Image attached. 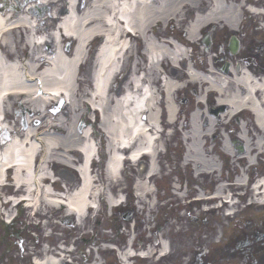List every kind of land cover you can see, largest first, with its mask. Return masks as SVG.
<instances>
[{
	"label": "bare ground",
	"instance_id": "bare-ground-1",
	"mask_svg": "<svg viewBox=\"0 0 264 264\" xmlns=\"http://www.w3.org/2000/svg\"><path fill=\"white\" fill-rule=\"evenodd\" d=\"M20 1L22 3V0ZM43 1L41 0V2ZM74 1L71 0L70 7L69 3H66L69 13L68 9L65 8L64 0H61V4L56 1H49V6L56 9L58 13L66 12L67 14L59 21L60 27L64 29L68 39L72 36L77 40V43H74L73 49L69 51H66L67 47L64 49L62 47L63 35L55 36V42H52V44L45 43L44 45H37L41 42V39H38L34 35L35 30H33L32 21L29 20L30 17H28L31 13L33 14L32 10L27 12L28 15L24 13V15H27H25V18L24 15L16 14V11L21 8L20 3L17 6L14 4L10 5V8H12L10 11L13 12V16L10 11L6 13L1 11L0 118L3 112L9 110L12 98H18L20 97L19 94L22 93L27 94L25 103L27 104L28 117H34V120L30 123L31 129L28 130L26 125L24 132L23 130L18 131L10 127L16 136L12 139H9V135L6 132L0 134V182L3 185L6 169L10 168L12 171L9 174L15 181V186L19 189L15 192V196L18 198L24 197L27 208L37 209L43 206L44 203L49 206L68 203V213L73 211L76 213V216L80 217L86 214L88 207L96 208L95 199L92 200L91 198L98 191L96 192V188L92 184L88 161L96 153L97 145L92 140V135L88 134L87 131L84 134V132L75 129L79 116L71 117L73 111L75 112V109H78L81 103L85 105L86 102L91 104L93 108L100 110L102 115V128L108 135L109 150L112 148L117 157H121L122 159L126 158L124 154L115 152L119 145H124L125 143L126 145L123 147H128L132 144L131 150L135 146L133 153H128V155H131V158H137L142 153L149 154V160L144 158L149 162L146 180L135 181L138 199L140 201H146L148 196L151 197L153 195L154 188L151 180L155 179L158 175L159 164L157 156L163 150L162 146L158 143L157 137V133L160 130L158 97L153 95L152 91L156 88L152 89L151 85H154V80L159 77L157 70L160 66L164 65L166 60L161 63H158L156 60L158 55H162L161 58H165V55L168 54V57L174 60L172 63L177 64V60L175 59L177 58V52L180 51L179 46L173 43V40L170 46L166 44L168 47L164 44L156 46L155 40H145V52L148 54L149 61L141 63L136 58L137 61L135 60L134 62L136 69L133 71L131 78H128V83L125 87V91L127 92L122 97L118 96L115 88L111 85L114 78L122 74V71H118L120 64L117 65L115 59L117 56H120L123 60H128L127 62L130 63V56H133L132 53L134 51L128 41L124 39L120 40V34L123 33V28L117 22L115 13L119 11V17L125 23L126 29L140 34L145 39V33L156 22L157 24L159 22L164 24L170 18L178 17H182L186 21L192 20L190 24L192 35L194 34V30L196 32L202 26L207 25V28L224 26L230 31H236L244 0H212L211 5L209 4L211 0H78L79 4L77 7H74L76 4ZM87 2L92 4L84 9L83 7ZM39 8L41 9L42 5H39ZM250 10L254 14H259L258 11ZM48 20V24H45L46 28L38 29L47 31L48 29L54 28L56 21L53 20L52 16L48 17ZM56 20H58L57 17ZM21 31H25L26 33L22 42L28 43L30 46L34 45L33 49L36 48L31 55L26 54V46L22 50L18 47V37L15 33H20ZM102 34L106 36L105 45L101 53L103 59H90L92 60L91 65L97 67L92 74L95 90L92 91L91 98L88 95V99L85 101L81 99L78 101V99H75V92H82L83 89L81 90V88L83 86L82 83L77 82L79 88H75V79L79 69L78 65L83 61V48L87 40L92 38V36ZM176 39L179 40V38ZM127 48L128 52L124 53V50ZM119 50H122V52L118 54ZM20 53L23 56L26 54V60H28L27 65L25 64L26 60L21 62ZM46 55L51 56L49 61L44 58ZM88 61L89 59L86 60V64ZM117 71L118 73H116ZM235 72L233 68L231 72L224 74L217 64L213 62L212 65L208 61L201 63L198 67L196 66L190 77L194 82V86L205 84V89L216 90L220 93L225 92L226 99L220 101L227 104L228 107L223 106L226 109L222 113L221 118L225 120L229 119L242 109H250L254 113L255 124L259 127L258 136H255L256 141L252 144L250 140L246 139L243 133L241 136L245 141V145L242 143V146H244L243 156L239 153L240 156L235 157L241 158L242 160H244V157L246 159V165L251 167L254 165V157H256L253 155L254 151L260 153L262 149L261 137L262 133H264V78L259 82L256 81L254 84H250L249 80L254 77L251 72H241L239 74L240 78L236 77ZM243 73L245 76H241ZM115 74L118 75L114 77ZM164 76L165 73L162 74V77ZM181 76L179 72L173 69L166 70V76L164 78L165 101L162 103L166 112V118L163 113L164 121L169 120L170 122H175V107L172 102V91L176 89V85H174L173 80L180 79ZM256 90L258 91L257 93H255ZM61 93L66 96L68 105L65 104L66 106L64 108L49 110L47 106L52 104L54 100H57L56 95ZM7 94H12L13 97L8 98L6 96ZM78 96L79 94H77ZM96 98L97 101H95ZM198 107L200 110L193 112L189 121L183 124L181 132H178V135L180 133L186 143V151L183 155L184 165L191 164L194 175H198L199 173H213L220 169L218 162L213 157L214 153H210V148H207V150L206 146L203 147V142H206L214 130V121L210 116L215 117L218 122H221V120L218 118L219 115L210 114V111L206 113L203 109L204 107L201 105ZM141 112H143V116ZM244 112L239 113V115ZM141 116L142 120H146V125L153 127V133L147 132L146 126L140 121ZM50 118L54 119V123ZM67 118L68 120L71 119L70 122H72L70 131L64 127ZM203 119L204 123L202 124ZM39 121H46V128H51L54 134L49 135L47 131L39 133V131L34 129L38 126ZM213 136H216V133ZM17 137H22V139H18ZM62 140L65 152H60L59 155L55 156L53 151L50 152V147L62 142ZM47 144L48 146L45 148ZM233 148L232 146L227 147V154L233 156V152L229 150ZM70 152L80 154L82 160H85L82 166L78 167L80 169V176L82 177V185L71 196L52 194L50 192V185L43 184L42 179L45 177L52 178L53 174L49 171V165L53 160L65 163L68 162V159L65 158H69V164L72 163V159L69 156ZM39 153L42 156L37 165ZM34 162L36 166H34ZM120 167V162H114L111 166L112 175H116ZM150 176H152L151 179L147 180ZM116 177H118L116 184H120L123 178L119 175L114 178ZM233 182L234 186H244V172L238 175ZM256 184L255 188L260 186L262 189V197H264V177L258 179ZM227 189H225V192L229 193ZM223 191L222 185H219L215 188L214 195L220 197L223 195ZM68 192L65 191L66 194ZM257 192L259 193V191ZM196 196L198 200L201 198L202 200L205 199L202 192H199ZM14 197L7 199L13 203L12 206L18 201ZM65 197L68 198L65 199ZM224 198L228 199V196H224ZM215 200L218 202V199ZM108 201L111 206L117 203L112 197L108 198ZM262 201L261 198L258 199L259 203H263ZM12 206L10 209H12ZM2 208L0 205V209ZM1 212L9 220L8 213L5 210H1ZM166 248L167 245L163 242L162 249L164 250ZM129 251L125 254L132 256L133 253ZM45 253L46 256L43 261L38 262L40 260L37 259V261L35 259V262L41 264H57L58 261L53 258V254H49L48 251H45ZM145 255L143 254V256ZM123 259L126 260L127 256L123 257Z\"/></svg>",
	"mask_w": 264,
	"mask_h": 264
},
{
	"label": "rangeland",
	"instance_id": "rangeland-1",
	"mask_svg": "<svg viewBox=\"0 0 264 264\" xmlns=\"http://www.w3.org/2000/svg\"><path fill=\"white\" fill-rule=\"evenodd\" d=\"M2 2L3 1L0 0V3H2ZM22 2H24V1L22 0ZM14 3H16V2H14ZM32 4L33 3L30 2V5H32ZM47 11L48 10H43L42 16H41V20L42 21H44L46 19V17H48V14L46 15ZM48 22H47V24H48ZM42 26L44 27V23H43ZM174 27L175 26L168 27L166 32H164L165 36L173 35V36L177 37L178 32H176V29ZM256 27H257V22L256 21H253V22L248 21V22H246L245 28L242 31V33H244V34L238 37V39L240 41V44H241V48H240L238 56L236 57L237 60L243 61V57H244V53L246 51V47L248 48L249 53L251 55H253V59L255 60V63H257L258 60L261 59L260 53L262 51L258 50V52H256L255 51V47H252V46H255V45L256 46H264V41L260 40L261 39L260 36L262 35L261 31L257 30ZM48 31L51 32L52 30L49 29ZM209 31H210V34H211L210 36L211 37H210V40H209L208 49L211 50V52H213L218 47H220V50H219V53H218V57L219 58H227L228 55H229L228 51H227V44H228V41H229V38H230L229 33H226L225 31H219L218 29H216V30L215 29H209ZM156 33L160 34V33H163V32L161 31V29H158L156 31ZM15 35L18 37L19 33H15ZM17 40H18V38H17ZM257 48H259V47H257ZM93 49L94 48L91 49V52L89 54V61L87 62V64H85V66L82 68L81 73H80V79L82 80L80 82L82 83V86H83L81 88V90L82 89L83 90H82V92H77V91L75 92L76 93L75 94V99H78V101L80 99L82 101H84V100L88 99L87 95H91V87H90V81L88 79V74H89V71H90V69L92 67V65H91L92 60H90V58L93 59V51H94ZM203 58H204V56H203ZM201 59H202L201 52L197 50V55L195 54V57H194L195 65L197 67L200 66V60ZM25 64L26 65L28 64V60L25 61ZM219 64L221 65L222 63H219ZM262 66H264V65H262ZM259 70H262L260 65H259ZM261 76H263V74ZM76 87H78V86H75V88ZM189 90H190L191 93L190 92H184L183 96H184V98H186V100H189V103H190V108L189 109H191L192 106H191L190 98H192L193 92H194L195 89H189ZM77 94H79L78 97H77ZM17 101H18V103L15 106H11L10 113H11V117H14L13 121H12L13 122L12 124H14L15 127H12V128H14V130L16 129L18 131H21V127L22 126L20 124V119L25 114H26V116H28L26 111L24 110V107L26 108L27 104L24 103V99H17ZM87 110H88L87 107L85 105H82V103H81L79 108L75 109V112L73 111V114L71 115V117L72 116H79L80 117V115H84L82 119H83V121L85 123L86 121H88L87 118H86V117H88ZM50 120L53 121V123H54V119L53 118H50ZM70 120L71 119L68 120V118H67L66 121H65V124L63 123L65 129H67L69 131L71 130L70 127H71V123H72V122H70ZM46 121H42V122L39 121V123H40L39 126L35 127L34 129L39 131V133L47 131V134H49V135L54 134L51 128H49V129L46 128L47 127ZM51 121H49V122H51ZM236 123H237V121L233 120L231 122V124H230V129L226 130V131H229V133L231 134L232 138L238 132V129L236 128ZM84 125H86V124H83L82 127H85ZM251 125H253L252 121H251ZM79 126L76 125L75 129L76 130H77V128L80 129ZM29 129H31V126L28 127V130ZM173 130L176 131V128H174ZM95 133H96L97 141H99L100 139L102 140V136H101L100 132L98 131V129L95 130ZM162 137L164 138V136H162ZM178 138H180V135L175 134L174 138H172V142H179L180 143ZM161 142H163V140ZM167 144H169V142H167ZM47 146H48V144L45 146V148H47ZM55 146L58 149L60 147H64L63 140H62V142L57 143ZM51 151H53V153H55V156H56V155L60 154L61 150H55L54 146H51L50 147V152ZM180 151H179V153H180ZM172 152H174V151L172 150L169 153H172ZM41 156H42V154L39 153L38 154V159L39 160H41ZM78 157L80 158V156H78ZM177 157H178V153H177V155H175V159ZM173 161L171 163H173ZM178 162L179 161H175V164H176L175 166H177V167H179L178 166ZM51 164H52V162L50 163L49 166L55 173L56 172H58V173L61 172V173L65 174V175H70L68 172H66L63 169H61L62 167L59 164L53 163L54 165H52V166H51ZM93 168H96V166H93ZM136 169L137 168L134 167L133 169H129V170L126 171V173L123 175V181L124 182H122V185H120V184H117V186L112 185V184L109 185V186H112L114 188L107 187L105 190H101L100 191L99 188H98V184L99 183H102V184H108L109 183V182L108 183L104 182L103 181L104 176L100 175V174H97L96 176H92V180H94V177H95V180L97 182V184H95V183L94 184L92 183V184L96 188V192L98 191L97 192L98 195H102L103 196V195L108 194V193L109 194L112 193L113 195H117L121 191H123L125 194H127L130 197H132L131 196V194L133 193L132 185H133V182H134L135 178L137 177V172H135ZM178 174H181L180 171L173 172V175H178ZM188 176L189 175L186 174L185 178H188ZM138 177H139V175H138ZM71 178L72 177L62 176V180L61 181H63V182L60 181L61 185L65 187L66 191H69L68 195H73L74 192H76L77 190L80 189L79 184L77 183V181L75 179L73 180V178H72V181L71 182L69 181V179H71ZM172 182H174L172 178L171 179L170 178L169 179L166 178L164 182L163 181L160 182V184H159L160 189H163V186H167V185L171 184ZM203 182H204V180H203ZM104 186H106V185H104ZM4 189L5 190H3V188L0 187V196L2 198H5V196H7V195L11 196V197L15 196V193L10 188H4ZM192 189H193V187H192ZM54 191L59 192V191H62V189H61L60 186L56 185L54 187ZM165 195L167 197L169 196L167 192H165ZM102 196H101V198H102ZM191 196H195V193H191ZM92 199L93 200L95 199V201H96V198H92ZM163 202L164 201L160 200L159 202H157L156 205H163ZM1 210H4V209L3 208L0 209V212H1ZM141 210L144 213V217H147V213H145V210H147V209H141ZM260 210H252L253 213L248 215L247 218L254 219L258 214H260ZM152 211L156 212V209L154 208V209H152ZM22 212L23 213L19 215V219L20 220H25V221H26V219H28L29 221H27V223H28L27 227L28 228L26 227L27 229L22 232V237H23L22 241L23 242L21 243V247L19 249H16V245L14 243L16 238H14L13 236L15 234V231L17 230V226L21 227V221H17V223H15L14 226L13 225L6 226L5 224H3V218L0 215V264H29L30 263V259L35 258L36 256H38L37 254L41 255L42 251H45L46 249H47V251H49V249L46 248V246H44L45 244L51 247V249H50V251H51L52 249L57 248L58 245L63 244V243L60 242V236L65 238L66 241L68 240V235H66L67 231L66 230L60 231L59 230L60 229L59 226L54 224V221L57 218L62 217V215L54 213V211L51 210V209H48V210L45 209L44 213L46 212V213H48V215H46L45 217H43L42 215H37V217L39 219H42V220L45 219L48 222L42 221L41 224L39 225V227H35L34 228L33 225L31 224L33 222V220L31 219V215L28 214V211H26V209H22ZM24 212L27 213V214L25 215ZM163 213L165 215L168 214V216H170V219H169L170 223L167 225V224H165V223H163L161 221L160 223L157 222V226L160 225V227H161V229H160L161 237L164 240L170 242V247L173 248V250L181 251L183 249L186 250V249L192 248L195 245V240H193V238L190 235L191 231L192 230H197V232H200V230H202V231H206L207 230V227L203 228L200 225L197 226V227L194 226L193 228H190L187 225H185L184 221L183 222L180 221L179 217L176 218V220H174L173 209L165 211ZM115 216L117 218L118 223L120 224L119 227H121V228L124 227L126 230L129 229V224H127V223L123 224V221H121L120 216L119 215H115ZM105 217H107L105 213L101 214V218L102 219H105ZM208 218H210V217H208ZM210 221L213 222V220H210ZM35 223H38V222H35ZM51 226H55V228L53 229V227H51ZM185 226H186V228L188 230V235L184 234V227ZM244 226H245V222L242 221L241 223H239L237 225V228L244 227ZM208 227H209V225H208ZM247 230H248V227L246 229H244V230H241V229L237 230L235 232V233H237V236L240 234L237 237V239H239L242 236V234L245 233ZM50 232H51V234H50ZM53 232L56 233L55 236L53 235ZM63 232H65L64 235L61 234ZM46 236H49V237L46 238ZM206 237H207V241H212V238L209 235L206 236ZM226 242H228V239L227 240H222L221 244L219 245L220 248L223 247L224 246L223 244H225ZM65 244H67V243H65ZM217 254L218 255H222V256H226L224 254V252H222V249H220L219 253L217 252ZM257 255L258 254L248 255V256H249L250 260H255V259L258 258ZM230 259H233V258H230ZM216 260H217V258H215V261ZM220 264H224V263H220ZM238 264H240V262Z\"/></svg>",
	"mask_w": 264,
	"mask_h": 264
},
{
	"label": "flooded vegetation",
	"instance_id": "flooded-vegetation-1",
	"mask_svg": "<svg viewBox=\"0 0 264 264\" xmlns=\"http://www.w3.org/2000/svg\"><path fill=\"white\" fill-rule=\"evenodd\" d=\"M188 208L186 209V211ZM139 234H142V230H139ZM232 236L229 238L231 239ZM116 239V238H115ZM101 241H109L105 239H101V237H97L93 244H100ZM118 239L115 241H110L117 243ZM264 224L254 225L248 233L242 235L240 241H237L234 244H229V248H233V250L229 251H238V255L229 254L228 256H218L215 261L214 257H209V259L203 260L201 254L197 253H189L187 251H181L180 253H175L171 258L166 260L164 264H238L236 261H240V264H264V260L257 261L256 263H251L249 259H246L247 255L257 254L258 252H264ZM91 244V242L89 243ZM260 244V245H259ZM89 252V250H87ZM175 251V250H174ZM217 250H213L216 252ZM264 255V254H263ZM233 258V259H230ZM84 261L87 263H92V258L85 257ZM105 264H115L111 259H103Z\"/></svg>",
	"mask_w": 264,
	"mask_h": 264
},
{
	"label": "water",
	"instance_id": "water-1",
	"mask_svg": "<svg viewBox=\"0 0 264 264\" xmlns=\"http://www.w3.org/2000/svg\"><path fill=\"white\" fill-rule=\"evenodd\" d=\"M233 47H235V44H233ZM232 51H234V48H232Z\"/></svg>",
	"mask_w": 264,
	"mask_h": 264
}]
</instances>
